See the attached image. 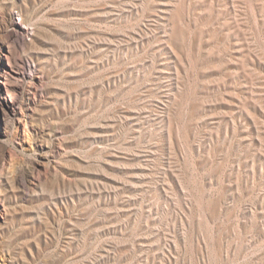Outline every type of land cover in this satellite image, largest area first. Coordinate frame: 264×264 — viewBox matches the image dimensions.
I'll return each mask as SVG.
<instances>
[{"label":"rangeland","instance_id":"obj_1","mask_svg":"<svg viewBox=\"0 0 264 264\" xmlns=\"http://www.w3.org/2000/svg\"><path fill=\"white\" fill-rule=\"evenodd\" d=\"M0 264H264V0H0Z\"/></svg>","mask_w":264,"mask_h":264},{"label":"bare ground","instance_id":"obj_2","mask_svg":"<svg viewBox=\"0 0 264 264\" xmlns=\"http://www.w3.org/2000/svg\"><path fill=\"white\" fill-rule=\"evenodd\" d=\"M15 24H17V23H15Z\"/></svg>","mask_w":264,"mask_h":264}]
</instances>
